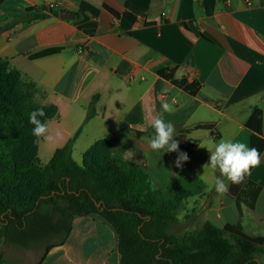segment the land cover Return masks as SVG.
Returning a JSON list of instances; mask_svg holds the SVG:
<instances>
[{"label":"crops","instance_id":"1","mask_svg":"<svg viewBox=\"0 0 264 264\" xmlns=\"http://www.w3.org/2000/svg\"><path fill=\"white\" fill-rule=\"evenodd\" d=\"M47 3L62 7L42 19L22 21L26 9ZM125 5L143 16L127 19ZM13 20L21 21L0 33V64L8 63L35 86L41 105L56 108L46 122L54 139L39 138L37 156L42 149L51 158L78 129L71 156L81 161L96 142L118 136L111 153L130 141L128 159H120L144 167L149 179L148 169L158 170L153 174L159 181L178 153L151 150L145 135H153L151 120L162 112L161 105L171 103L175 111L163 113L165 121L188 113L200 117L175 127L180 151L191 147L193 154L204 141L230 139L261 155L235 198L215 191V172H204L200 162L194 176L177 171L164 190L172 183L190 185L185 189L190 195L175 213L186 205L196 228L206 221L218 228L239 223L245 234L264 240V0H2L0 27ZM82 46L87 53H78ZM51 50L57 52L32 57ZM164 70H173L172 79L185 84L174 86L159 75ZM92 100L94 113L84 122ZM202 124L212 128H196ZM135 153L140 158L134 163ZM201 156L206 163L208 152ZM0 257L6 264L120 260L115 232L97 215L75 218L59 245L23 249L0 236Z\"/></svg>","mask_w":264,"mask_h":264},{"label":"trees","instance_id":"2","mask_svg":"<svg viewBox=\"0 0 264 264\" xmlns=\"http://www.w3.org/2000/svg\"><path fill=\"white\" fill-rule=\"evenodd\" d=\"M48 12L52 10L26 9L22 21L42 19ZM124 16L134 20L143 14L125 5ZM20 21L0 27V33ZM172 74L173 70L159 72L182 87L184 81H174ZM28 84L8 63L0 64V236L6 244L23 249L59 245L75 218L97 215L117 236L119 264H264V240L245 234L239 223L218 228L206 221L191 231L170 232L175 212L190 191L173 183L163 192L152 189L144 167L112 155L118 136L96 142L78 164L71 156L78 129L41 165L39 138L32 134L29 114L42 108L46 115L41 119L47 122L56 115V108L33 102L37 89ZM93 113L94 100L84 122ZM196 128L211 129L212 125ZM124 129L128 130L127 124ZM227 184L226 194L235 198L239 184ZM0 264H6L1 257Z\"/></svg>","mask_w":264,"mask_h":264},{"label":"clouds","instance_id":"3","mask_svg":"<svg viewBox=\"0 0 264 264\" xmlns=\"http://www.w3.org/2000/svg\"><path fill=\"white\" fill-rule=\"evenodd\" d=\"M162 112L151 120V127L154 132L147 139L148 147L153 151L177 152V158L174 161L177 168H181L184 162L189 160L186 152L179 150V142L175 139V126L171 121H165L163 113H173L175 111L171 103L165 102L161 105ZM46 115L42 108L33 110L29 114V123L33 126L32 134L37 138H43L45 141H52L53 135L49 133L46 122L41 118ZM60 135L59 132L56 133ZM205 148L209 154L208 160L202 165L204 169H212L219 172L220 175L215 178L214 189L218 194H224L228 191L229 181L232 184H240L247 175L251 174V169L261 163V155L254 147H249L241 141L230 139H220L219 141H204L199 145Z\"/></svg>","mask_w":264,"mask_h":264},{"label":"rangeland","instance_id":"4","mask_svg":"<svg viewBox=\"0 0 264 264\" xmlns=\"http://www.w3.org/2000/svg\"><path fill=\"white\" fill-rule=\"evenodd\" d=\"M24 85H29L28 81H26L25 79L21 78ZM40 96L38 95L37 96V92L33 95V102H35L37 105H40ZM205 115H206V112H204ZM198 118H200L199 116H191L190 117V113H188V115H184L183 118H181V120H177L176 122L175 121H171V120H168V121H171L173 123V125L175 127H178V124H181L182 122L184 124H193L195 120H197ZM176 135V134H175ZM152 136V134H151ZM149 135H145V140H147L146 138H148ZM130 142V141H129ZM129 142L127 140H123L122 143H121V146L118 148V150H115L114 152H112V155L115 156V157H118V158H123V159H128L127 158V154H130V147H129ZM136 146H138V143L137 142H134ZM40 145V149L42 148V144L39 143ZM142 144V143H141ZM143 144L145 145V143L143 142ZM187 151V153L189 155H191V157L189 158L188 162L186 163V165H184L183 167L181 168H177L175 166V164L173 163H167L168 165L162 169V177L159 181H156L155 177H154V174L155 172H157L158 170H152L153 168H150L148 169V172H149V175H150V182H151V186H152V189L154 190H157L159 192H163L165 191L164 188H165V185L169 182V181H172L174 178H175V173L177 171L180 172V174L182 176H187V175H195V173H193L194 171V167L196 165V161L197 162H200L199 163V167H202V165L204 164L201 160V155L202 154H205L206 153V149L205 148H199L198 149V152H195L192 154V148H186L185 149ZM153 155H155L154 153H152ZM200 156V157H199ZM38 158H39V161H40V164L41 165H45L50 157H47V156H44L43 153H42V149L39 150V154H38ZM138 158H140V154L139 153H135L134 154V157L131 161H134L137 162ZM199 158V159H198ZM74 161L79 163L81 162V156H74ZM153 160L155 159H149L148 161L149 162H152ZM198 167V166H197ZM204 172H207V169H204ZM209 173H212V171H209ZM190 186V185H189ZM187 187V186H181L182 188L186 189V188H189L190 187ZM184 209H181L179 210L177 213H175L176 217H177V220L174 224H172V227H171V230L170 232L172 233H183L185 231H191L193 230L194 228H196L198 225L196 223V220L195 221H192V215L190 213V208L188 206H184L183 207ZM41 247H44V246H41Z\"/></svg>","mask_w":264,"mask_h":264},{"label":"built area","instance_id":"5","mask_svg":"<svg viewBox=\"0 0 264 264\" xmlns=\"http://www.w3.org/2000/svg\"><path fill=\"white\" fill-rule=\"evenodd\" d=\"M59 7H62L61 3H47L43 6L45 10H53L54 8H59ZM84 52L87 53V49L85 47L82 46L78 48V53L82 54Z\"/></svg>","mask_w":264,"mask_h":264}]
</instances>
